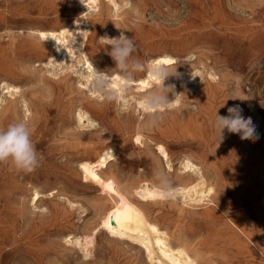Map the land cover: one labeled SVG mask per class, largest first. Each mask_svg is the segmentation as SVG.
I'll return each instance as SVG.
<instances>
[{"label":"rangeland","instance_id":"1","mask_svg":"<svg viewBox=\"0 0 264 264\" xmlns=\"http://www.w3.org/2000/svg\"><path fill=\"white\" fill-rule=\"evenodd\" d=\"M119 2L121 4L119 11L107 9L104 6L102 16L92 17L98 24L93 33L95 37L90 36L85 49L88 55L96 63L98 62V65L117 72L115 63L108 54L111 50L110 46H107V42L102 38L105 35L109 38L118 37L123 31L127 37L133 38L136 45V52L133 55L140 60L145 62L152 55L169 52L179 56L177 72L190 69L196 74L201 71L203 77L197 81L182 79L177 85L173 84L178 94L174 99L179 96L178 103L165 112L163 122L158 127L148 132L142 131L146 134L147 144L138 147L132 142L131 135L132 132L140 129L144 114L133 100H130L129 104L133 105L135 110L127 112L114 103L95 100V116L98 124L80 128L75 109L81 99H85V95L78 89L76 75L70 76V70L48 68L49 71L45 69L43 72L44 82L33 83L28 77L39 73L38 69L33 68V62L45 61L47 53L37 47V42L29 37L28 30L20 33L22 30L16 29L15 35H22L24 43L14 58L18 69L9 80L13 85H20L23 89H27L29 95L32 92L35 94L36 114L33 123L29 126L32 142L38 152L39 165L35 171L25 174L19 173L8 163H0L2 165L0 166V184L2 181H7V183L12 182L11 186H14V183L20 181L27 185L28 181H32L46 191V195L39 203L37 208L39 212L34 216L30 215L28 210L17 208L19 206L17 195L1 201L0 226H3L0 227V264H40L42 250L47 246L65 243L63 236L70 232L88 233L85 226L94 219L91 217L92 203L101 191L96 188H84L80 184L77 168V159L80 154L75 148L76 135L80 131L84 133L83 140L95 146L111 141L123 144L117 158L112 160L113 167L123 178L129 177L133 180L139 177L143 168L146 169L147 177L153 180L155 169L152 167L155 160L149 151L153 149L156 153L158 149L155 141L163 139L169 146L171 145L175 161L171 167H168L164 161L162 168L170 174L174 185L185 182L186 179L180 178V175L187 176L191 172H184V169L180 168L184 155H191L193 161L199 163L196 149L211 150L221 142L227 141L246 152V170L251 174L248 181L254 183V188L251 190L253 191L251 195H254L253 202L249 203L248 207L252 209L254 216L256 207L263 201L264 0H248V3L244 2L239 6L234 4V0H129L128 2L119 0ZM82 11L83 8L74 0H0V13L8 17L12 23L36 28L58 26ZM8 42L5 31L0 25V58L9 50ZM208 71L217 73L221 87L217 90L215 98L205 101L193 86L198 81L203 83L205 79L212 81ZM199 75L198 73L195 77ZM171 80L169 79V84H172ZM132 91L136 94L135 90ZM169 99H173L171 93ZM236 105L240 106L245 118L251 117L257 138L242 140L239 134L230 133L225 129L224 140H220L219 135L217 140H214L212 134L217 132L211 124L215 112L226 116L227 109ZM193 119H196L197 123L205 129L204 132L209 138L205 143L200 140V137H193L188 127ZM237 156H240V153H237ZM48 175H52L49 180L46 179ZM233 177L237 176L233 175ZM195 178L196 176L193 175L189 180ZM53 187H56V190L59 189V192L50 195L48 190ZM62 203L63 205H59ZM151 209L158 210L157 207ZM158 213L159 211H156L154 214ZM169 216H173L172 213ZM204 218L194 220L199 233L224 227L212 218ZM107 241L104 235L98 237L99 257L105 255L111 257L113 253L121 255L122 258L127 256L123 251L108 249ZM30 243L32 246L29 245ZM215 245L214 256L221 264L239 263L229 241L221 238ZM65 252L70 253V251ZM78 255H81V252L74 254V256Z\"/></svg>","mask_w":264,"mask_h":264},{"label":"bare ground","instance_id":"2","mask_svg":"<svg viewBox=\"0 0 264 264\" xmlns=\"http://www.w3.org/2000/svg\"><path fill=\"white\" fill-rule=\"evenodd\" d=\"M74 1L83 8V11L80 14L73 15L65 23L49 28L14 24L8 17L0 13V25L9 40V50L0 58V128L21 119L26 120L30 125L33 123L36 114L35 94L32 92L29 95L27 89H23L20 85H13L9 80L14 71L18 69L14 63V58L24 43L22 35H15L16 29H21L20 33L28 30L29 37L37 42V47L47 53L45 61L33 62V68L38 69L39 73L28 78L33 83H42L45 80L43 73L45 69L48 71V68L63 71L70 70L69 75L72 77L73 74L76 75L78 89L85 95V99H81L75 109L78 126L83 128L84 126L98 124L94 105V101L98 99L89 93L87 81L84 77L92 66L103 72L110 70L98 65V62L96 63L88 55L85 46L90 40V36H94L93 33L98 24L96 17L104 14L103 7L119 11L121 4L119 0ZM244 2L248 3V0H234V4L237 6L243 5ZM95 15H97L95 17L96 21L92 19ZM139 50L142 51V49ZM178 59L179 56L163 52L150 56L145 62L148 64H164L171 66L173 69L176 67L177 70ZM110 72L114 76H119L118 71ZM178 73L180 74L179 78L169 77V79H172V84L177 85L182 79L197 81L203 77L201 71L195 74L190 69ZM198 73L200 75L195 77ZM208 75L211 76L212 81L205 79L203 83L198 81L193 86L205 101L215 98L217 90L221 87V82L218 80L220 77H217L215 71H208ZM169 79L165 81L166 85L169 84ZM153 86L154 82L146 73H137L132 85V90H135L136 94L132 91L125 99L128 102L133 100L137 104V99ZM178 101L179 96L172 100V104L176 105ZM196 119H193L188 127L193 137H200V140L205 143L209 138H207V133L204 132L205 129L197 123ZM83 134L80 131L75 139V148L80 154L77 159L80 184L84 188H96L101 191L92 203L93 215L91 217L94 219L85 226L88 233L75 234L74 232H67L68 234L63 236L65 243H52L53 245L41 249L40 264H221L214 256L215 243L221 238L231 244L233 254L239 259L238 264H264V246L262 247L261 244L264 198L263 203L261 202L256 207V215L254 216L252 209L248 207V204L253 202L254 195H251V192H253L251 190L254 188V183L248 181L251 174L246 170L247 157L244 150L241 151L227 141L221 142L211 150L195 148L199 163H195L191 155L186 154L182 159L180 158V168L184 169V172H191L187 176L180 175V178L186 179V181L175 185L177 191L171 199L162 200L158 196L154 181L145 174L146 169L143 168V172L135 180L129 177L123 178L115 171L112 160L117 158L123 144H116L115 141H111L95 146L93 143L83 140ZM218 135L219 133L212 134L213 139L217 140ZM131 139L138 147L147 144L146 134L140 129L132 132ZM155 144L158 153H155L153 149L149 151L155 160L152 168L155 170L162 168L164 161L168 167H171L175 161L171 145L169 146L163 139L156 140ZM237 153H240V156H237ZM193 175L196 178L189 180ZM233 175L237 177L235 178ZM51 176H46V179L49 180ZM11 183L1 182L0 203L12 195H17L19 201L17 208L28 210L32 216L37 214L39 212H37V208H39L43 196L46 195V191L32 181H28L27 185L20 181L14 183V186H11ZM55 190L56 187H53L48 191L50 195H54L55 192H59V189ZM13 199L15 200V197ZM59 205H63V203ZM152 207H157L158 210H152ZM156 211H159L157 215L154 214ZM171 213L173 216H169ZM200 217L212 218L224 227L207 231V233H199L198 228L194 225V220ZM32 219L34 218L32 217ZM77 228L76 230H78ZM101 235L105 236V240L107 238L108 249L117 252L123 251L127 256L122 258L121 255L113 253L111 257L107 255L99 257L97 253L98 237ZM65 251H70V253ZM78 252H81V255L74 256Z\"/></svg>","mask_w":264,"mask_h":264},{"label":"clouds","instance_id":"3","mask_svg":"<svg viewBox=\"0 0 264 264\" xmlns=\"http://www.w3.org/2000/svg\"><path fill=\"white\" fill-rule=\"evenodd\" d=\"M110 46L108 53L115 63L119 76L110 71L103 72L94 66L84 77L88 91L101 102L114 103L123 111H134L135 107L125 99L132 91L136 73L144 72L154 82V86L137 99L139 109L144 114L140 130L148 132L158 127L164 119L167 110L173 108L172 100L177 95L175 85L165 84L169 77L179 78L176 67L164 64H148L133 54L136 45L133 38L127 37L122 31L118 37L102 38ZM173 99H169V94ZM228 115L221 116L217 112L212 121V128L223 139L224 130L239 134L242 140L254 139L256 128L251 117L245 118L239 105L229 107ZM31 130L26 120L9 123L0 128V163L10 164L16 171L31 173L39 165L36 146L31 139ZM154 186L162 200L171 199L177 188L166 169L158 168L153 174Z\"/></svg>","mask_w":264,"mask_h":264},{"label":"crops","instance_id":"4","mask_svg":"<svg viewBox=\"0 0 264 264\" xmlns=\"http://www.w3.org/2000/svg\"><path fill=\"white\" fill-rule=\"evenodd\" d=\"M262 247L264 246V216L262 220V240H261ZM264 249V247H263Z\"/></svg>","mask_w":264,"mask_h":264}]
</instances>
